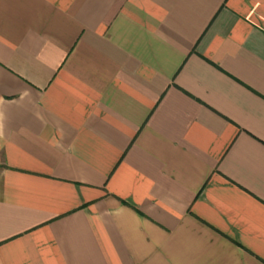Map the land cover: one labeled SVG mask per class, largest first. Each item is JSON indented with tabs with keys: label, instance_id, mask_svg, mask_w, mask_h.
I'll list each match as a JSON object with an SVG mask.
<instances>
[{
	"label": "crops",
	"instance_id": "0c3cea01",
	"mask_svg": "<svg viewBox=\"0 0 264 264\" xmlns=\"http://www.w3.org/2000/svg\"><path fill=\"white\" fill-rule=\"evenodd\" d=\"M0 264H264V0H0Z\"/></svg>",
	"mask_w": 264,
	"mask_h": 264
}]
</instances>
